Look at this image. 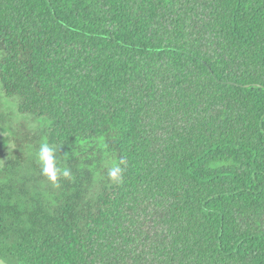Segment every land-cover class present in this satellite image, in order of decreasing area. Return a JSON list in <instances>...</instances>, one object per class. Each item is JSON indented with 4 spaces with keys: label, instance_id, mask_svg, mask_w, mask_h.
I'll return each instance as SVG.
<instances>
[{
    "label": "trees",
    "instance_id": "trees-1",
    "mask_svg": "<svg viewBox=\"0 0 264 264\" xmlns=\"http://www.w3.org/2000/svg\"><path fill=\"white\" fill-rule=\"evenodd\" d=\"M0 47L72 174L0 165L2 260L264 264V0H0Z\"/></svg>",
    "mask_w": 264,
    "mask_h": 264
},
{
    "label": "rangeland",
    "instance_id": "rangeland-1",
    "mask_svg": "<svg viewBox=\"0 0 264 264\" xmlns=\"http://www.w3.org/2000/svg\"><path fill=\"white\" fill-rule=\"evenodd\" d=\"M5 51L0 47V60ZM19 98L7 97L0 83V150L2 157L0 165L10 158L16 157L22 151L27 162L34 161L39 151V144L33 143L35 132H40L42 120H36L31 115L19 111ZM23 147H19L18 143ZM43 142V140L41 141ZM40 143V144H41ZM0 264H8L0 258Z\"/></svg>",
    "mask_w": 264,
    "mask_h": 264
},
{
    "label": "clouds",
    "instance_id": "clouds-1",
    "mask_svg": "<svg viewBox=\"0 0 264 264\" xmlns=\"http://www.w3.org/2000/svg\"><path fill=\"white\" fill-rule=\"evenodd\" d=\"M57 149L53 146H50L48 143H41L39 146V151L37 153L36 159L37 162L41 165V174L46 176L54 186H58V178L60 176L64 178L71 179L72 174L67 168H60L56 159ZM124 160H121L119 164L113 163L108 168V178L114 182H120L122 180L121 164H125Z\"/></svg>",
    "mask_w": 264,
    "mask_h": 264
}]
</instances>
